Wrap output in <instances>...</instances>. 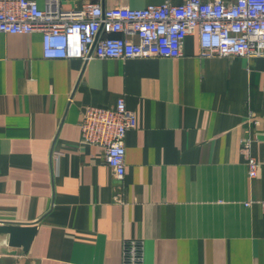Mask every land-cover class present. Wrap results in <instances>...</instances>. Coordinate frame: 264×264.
Segmentation results:
<instances>
[{"label":"crops","instance_id":"obj_1","mask_svg":"<svg viewBox=\"0 0 264 264\" xmlns=\"http://www.w3.org/2000/svg\"><path fill=\"white\" fill-rule=\"evenodd\" d=\"M86 1L165 0L62 4ZM122 96L136 126L118 181L103 149L81 141L80 121L87 105ZM249 112L261 163L252 180L241 149ZM263 201L264 56L203 57L196 31L179 58L50 59L39 31L1 35L0 222L37 232L0 264H123L136 238L145 264H264Z\"/></svg>","mask_w":264,"mask_h":264},{"label":"built area","instance_id":"obj_2","mask_svg":"<svg viewBox=\"0 0 264 264\" xmlns=\"http://www.w3.org/2000/svg\"><path fill=\"white\" fill-rule=\"evenodd\" d=\"M34 31L42 33L43 55L50 59L179 58L185 39L196 31L201 56L250 59L264 56V0H165L142 8H108L92 1L65 8L62 0H45L41 7L36 0H0V38ZM245 121L241 149L252 180L261 163L252 151L250 129L259 120L249 112ZM135 126L124 96L113 107L89 104L82 113L81 141L103 149L118 181L126 173V135ZM144 249L142 239L127 240L123 264H145Z\"/></svg>","mask_w":264,"mask_h":264},{"label":"water","instance_id":"obj_3","mask_svg":"<svg viewBox=\"0 0 264 264\" xmlns=\"http://www.w3.org/2000/svg\"><path fill=\"white\" fill-rule=\"evenodd\" d=\"M36 232L35 223L0 222V253L27 252Z\"/></svg>","mask_w":264,"mask_h":264}]
</instances>
